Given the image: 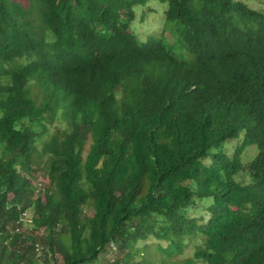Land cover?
<instances>
[{
  "label": "trees",
  "instance_id": "trees-1",
  "mask_svg": "<svg viewBox=\"0 0 264 264\" xmlns=\"http://www.w3.org/2000/svg\"><path fill=\"white\" fill-rule=\"evenodd\" d=\"M27 1L0 0V264H264V14ZM151 1L187 59L130 31Z\"/></svg>",
  "mask_w": 264,
  "mask_h": 264
},
{
  "label": "rangeland",
  "instance_id": "rangeland-1",
  "mask_svg": "<svg viewBox=\"0 0 264 264\" xmlns=\"http://www.w3.org/2000/svg\"><path fill=\"white\" fill-rule=\"evenodd\" d=\"M16 2H19L25 6L28 5L27 0H14ZM237 2H242L246 4L248 7H250L253 10L259 11L264 14V0H234ZM168 9L167 3H160L157 1H151L146 6L137 7L135 9V20L132 22L130 26V31L135 34V36L139 39L141 42H146L149 37L153 36L158 39H163L162 41L167 46V48L171 49L173 53H175L177 58H184L187 59L188 53L185 49V47L182 46V44L177 41V34H175L172 31V27H174V24L168 23L166 21L165 12ZM165 39H164V38ZM41 90V89H40ZM37 94L35 96H39V88L36 91ZM42 101V95L39 98V102ZM67 129V124L65 122L61 121V118L58 119L56 125L52 128L51 135H61L63 134ZM49 139V136L47 137ZM44 140L40 141L37 146L38 150H41L42 143ZM88 149V148H87ZM250 155L252 156V152H250ZM46 159L43 160L45 162ZM47 161V160H46ZM249 164L250 161L246 160L244 162V170L240 172L236 178L237 181L241 184L248 183L250 181L249 177ZM33 182L35 184L43 185L44 187H48V180L45 177V174L43 172H40L36 178L33 179ZM200 210H202L201 205H198L194 207V209L191 211V214H199ZM88 213L90 215L93 214V210L89 209ZM29 226L24 225L22 229L25 231H30V228H27ZM12 233L14 231V228H12ZM31 232V231H30ZM39 235H43L41 232ZM194 244H190L184 252L182 256L177 257V260L184 261L186 259H191L194 256L195 248ZM55 263L56 264H63L62 258L60 255H55Z\"/></svg>",
  "mask_w": 264,
  "mask_h": 264
}]
</instances>
